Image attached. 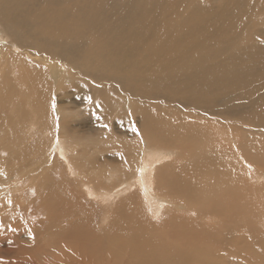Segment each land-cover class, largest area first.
Here are the masks:
<instances>
[{"label": "bare ground", "instance_id": "6f19581e", "mask_svg": "<svg viewBox=\"0 0 264 264\" xmlns=\"http://www.w3.org/2000/svg\"><path fill=\"white\" fill-rule=\"evenodd\" d=\"M254 1L0 0V31L17 40L13 45L9 44L8 48L0 45V81L9 80L13 84L12 87L19 89L24 88L27 85L26 80H29L30 92L36 86L33 92L36 105L33 103L35 109L31 112L32 118L37 120L36 114L40 113L39 108H36L37 101L48 100L46 96L52 99L61 91L64 93L62 96L65 103H70V100L76 104L87 102L94 111H107L108 114L122 116L119 123L126 125L129 134L137 137L136 146L132 149L134 155L130 151H124L129 155L125 165L116 166L118 180L112 186L110 194L102 193L98 189V178L95 174L89 178L86 176L90 173L83 169L80 159H68L66 154L63 155L67 153L66 148L62 146L59 149L68 164L66 171L70 175L81 174L85 197L92 191V202L98 207L104 206L105 217L111 216V208L125 196L122 208L126 215H129L126 218L113 222L114 224H98L99 227L85 224L84 220L77 222L84 224H72L75 227L96 229L90 233L96 239L94 245L100 250L98 252L104 253L98 264H134L133 258L138 246H147L153 252L161 254L155 257L159 258L157 261L147 260L149 264H208L211 260L213 264H247L246 259L248 264H256L251 263L254 262L252 259L256 262L260 257H264L263 247L260 249L264 236L251 231L258 214L252 211L250 206L246 212L243 207L242 212L231 203L234 200L231 197L224 199V205L221 202L222 196L212 192V186L216 188L218 184L215 182L221 183L220 179L212 178L211 181L210 175H204L209 180L208 184L211 181L210 188L208 185L194 182V178L198 179L201 171H207L208 167H212L211 171L215 170L212 172L214 176L217 175L218 168L220 170L229 164L227 159L246 161L245 156L252 161L258 160V165L252 170L259 172L264 169V136L263 140L259 137L260 141L257 139L255 142L262 143L260 147L250 146V142H254L256 135L261 132L255 131L264 128V27L256 26L254 36L252 34L250 37L247 32V35L243 32L247 20L256 22L257 18L264 15L251 8L250 4ZM254 8L260 9L259 5ZM261 34L263 37H260ZM245 40L249 45H243ZM22 83L24 87H20ZM24 89L27 90V87ZM70 91L72 95L76 94V98L71 99ZM50 102L47 103L48 106L45 105L44 112H54V122L64 130L66 124L62 122V118L69 111L64 105L57 107L51 104V109ZM161 105L171 106L177 110L176 115L179 112L184 114L188 120L199 125L193 126L200 128L201 132L210 133L213 129L234 131L237 126H243L244 143L241 141L238 144L239 149L241 146L238 151L244 155L229 152L231 149L223 150L224 152L220 150L222 153H219L216 149L220 144L213 147L210 144V136L204 140L207 141L206 146H211V149H199V144L194 141L195 137L192 138L193 134L188 138L192 143V150L189 152L182 153L176 146L170 148L169 144H175L178 148L182 140H186L188 133L181 138L174 134L175 130L172 128L170 130L173 134L167 132L166 126H162V131H159L153 125L150 118L157 114L160 117V112L164 113L162 107L163 112H159ZM129 107H133L139 114V119L131 120L133 123L136 121L138 133L132 131L134 124L127 122ZM18 116L22 119L21 115ZM38 117L42 119L36 122L30 119L27 122L31 131L36 128L37 122L44 123V119L49 118L43 114ZM161 121L160 126L165 124ZM244 123L248 124V129L244 127ZM188 127L186 130L190 128ZM151 131H159V135L164 132L166 144H160L154 134L150 137ZM201 138L203 140V137ZM233 142L237 143L236 140ZM122 157L121 155V159ZM210 163L213 166H210ZM193 170L197 172L192 173ZM252 170L245 173L249 175L250 183L254 176H258L256 172V175H250ZM186 171L189 174L181 183L183 180H179L185 177ZM180 173L184 175L181 177ZM172 174L175 175L173 185ZM90 180L96 185L94 190ZM225 180L228 181L226 178ZM233 180L235 181L234 178ZM160 181H165L164 185L161 186ZM169 184L175 185V189ZM181 185H185L188 191L184 190L185 187L182 190ZM228 186L219 185L223 190L227 187L226 192ZM262 187L264 188V185ZM179 188L185 192L183 198L177 197ZM162 189L166 191L165 195ZM169 190L174 193L170 194ZM193 193L201 198L194 199ZM213 194L218 198L213 197ZM248 197L251 198L249 195ZM196 202L203 203L200 208L205 210L202 212L209 208L215 213L221 210L226 212L229 224L223 225L224 227L219 226L221 224H204V227L197 229L190 221L187 224H176L173 220L177 217L176 213H172L171 217H166L163 221L159 220L161 224L156 221L157 214L160 211L162 213L164 208L173 211L181 208L188 212L191 206H196ZM130 214L135 217L133 222L130 220ZM145 218L151 223L145 225L155 227L151 228L153 232L145 233L140 224L134 225V230L121 231V228L141 223ZM260 218L262 219V216ZM184 225L186 226L183 227ZM175 228L176 230H173ZM110 230H117V233H109L118 238L122 236L131 248L127 250L122 246L116 247L112 242V246L117 250L113 252L107 242H99L98 236L104 237L102 231ZM259 231H262L261 226ZM211 239L215 241V250L208 245ZM146 241L152 243V246L146 245ZM110 254L117 257L116 260L111 259ZM233 254L242 262L231 259L229 256L233 257ZM201 257L203 259H200ZM26 260L31 261L29 258ZM85 263L90 264L78 262Z\"/></svg>", "mask_w": 264, "mask_h": 264}, {"label": "rangeland", "instance_id": "374dc122", "mask_svg": "<svg viewBox=\"0 0 264 264\" xmlns=\"http://www.w3.org/2000/svg\"><path fill=\"white\" fill-rule=\"evenodd\" d=\"M250 5L255 12L258 11L264 14V0H255ZM258 5L260 9L254 8ZM250 26L251 29H249ZM256 26L264 27V15L257 18L256 22L247 20L246 26L244 27L245 31L243 32L245 34L247 32L249 37L252 34V36H254V33L256 32H254V29L257 30ZM262 34L259 36L263 37ZM15 41L17 40L14 37L3 33L2 30L0 31V45L3 48H8L9 44L13 45ZM243 45H249L247 40L244 41ZM26 81L27 85L25 87H27V90L24 89L25 87L23 83L20 85V87L23 86L24 88L15 89V87H12L13 84H11L9 80L0 81V264H26V262H35L34 264H49L50 262L55 264H73L76 262L78 264L79 261H84L90 264H98V262L101 261L99 259H103L101 255H104V253L98 252L99 249H97V246L94 245L96 244V239L90 233V231L96 229H88L86 226L75 227L72 224H84L77 223L79 221L82 222L83 220L84 222L86 221L85 224H114L113 222H116L122 218H126V216L129 215H126V211L122 208V200L125 198V196L123 198L121 197L122 199L113 206L114 208H111V216L109 218L105 217L103 215L106 213L104 206L98 207V205L92 202V191L88 193L87 198L85 197L84 192L82 191L84 185H81V174L78 173L77 175H70L68 171H66V169H68V164L65 161V158H63V156L60 154L59 149L62 146L66 148L67 153L65 152L63 155L66 154L68 159L71 158L72 160V157H75V160L80 159L83 169L90 173L86 176L89 178L95 174L98 178V189L102 193L110 194L112 192V186L118 180L116 166L122 167L125 165L129 155L124 151L132 152V149L136 146L137 137L133 136V134H129L126 125L119 123L122 116L119 117L118 115H111L108 114L107 111H94V109L90 107L89 103L87 102L84 104H76L72 103V100H70V103H65L63 101L64 97L62 96L64 93L61 91L57 92L52 99H50V96H46L48 100L37 101L36 108H39L38 110L40 112L38 114L41 116L43 114L44 117L49 118H47L48 121L44 119L46 121H44V123L37 122V125H35L36 128L31 131L27 127V122L30 119H33L31 112L35 109L33 103L36 105V97L34 99L33 96L36 86H34V88H32V92H30L31 88L28 89L29 80ZM5 82L7 84H5ZM18 86L19 84L16 85V87ZM69 94L71 99L76 98V94L72 95L71 91ZM48 101H51L50 107L52 105L57 107L64 105V107H66V109L69 111L68 114L62 118V122L66 124V128L64 130H61L59 125L54 122V112H44L46 106H48ZM156 105L159 104L156 103ZM161 107L163 108L164 113L160 112L162 111ZM98 108L101 107L98 106ZM123 109L127 110L126 108ZM129 111L130 114L127 117L128 123H131V120L139 119V114L133 109V107H129ZM159 112L160 117L158 116L159 114H157L150 118L153 125L159 129V131H162V126H166L165 128H168L167 132L173 134L170 130L172 128L175 130L174 134L180 136L181 138L188 133L185 138L186 140H182V143L185 145L180 143L177 148V145L169 144L170 148H175L174 146H176V149H179V151L182 153L189 152L190 149L192 150V143L190 140H188V138H190L189 135L193 134L192 138L195 137L194 141L199 144V149H211V146L210 148L206 146L207 141L204 140V138L206 139L207 136H210L209 139L211 140L210 144H212V146L214 145L217 147L218 144H220L216 149L219 151V153H222L221 151L223 150L229 151L228 149H231L232 151L230 150L229 152H233L235 154L238 152L239 154L237 155L243 154V152H239L241 150V146L240 149L238 148V144L241 141L244 143V139H242L243 126H237L234 131H228L226 129L215 131L213 129L214 131L212 130L210 133L207 131L201 132L200 128H195V126L199 125L195 124L194 121L191 122L188 120V117L184 116L182 113L180 114V112L178 115H176L177 110L175 111V109L171 106L169 107V105H161ZM18 115H21L22 119ZM39 115L36 114L37 120L33 119L35 122L42 119L38 117ZM18 120L19 122H17ZM160 121H164L165 124L160 126ZM132 124H134L136 127V121H134V123L132 122ZM243 125L244 127L246 126L245 128H249L248 124L244 123ZM187 127L189 128L187 129L188 132L186 130ZM258 129L260 130L255 132L259 133V131H261L264 134V128ZM159 131H151L150 137L154 135L157 136L159 143L165 145L166 140H164V132H161L162 134L159 135ZM261 132L260 134L257 133L258 135H256L257 137L255 138L256 140L254 142L253 140L250 142L251 148L261 146L262 143L260 144L259 142L260 145L255 143L257 139L260 141L259 137L262 138L264 136L263 134L261 135ZM200 136L203 137V140ZM234 140L237 141L236 144L233 142ZM246 142H248V140H246ZM133 153L134 152H132V155H134ZM121 155L123 156L122 159ZM244 158L246 161H242L241 159H230L229 161V159H227L229 162V164L227 163L228 165H226L227 168L221 167L220 170L218 168V171H216L217 175L215 176L213 174L215 170L213 169V171H211L212 167H208L207 171L206 169L205 171H201L202 173H200V177L197 176L198 179H196V177L194 178V182L208 185L210 188L209 184H211L210 182L213 181V179H220L219 181H221V183L215 182V184H218L215 186L216 188L212 186V192H216L218 195L220 194V197L222 196L223 199L221 198V202L224 205H226V201L224 199L231 197L234 198L231 203L241 211L243 207L245 208V212L251 207V210L256 212L258 214L257 216L259 217H256L257 219L253 223V228L251 231L258 232L264 236V220H262L264 219V212H262V210L264 211V188L262 187V185H264V183H262L264 182V169L259 172L252 170L258 165V160L255 159V161L253 159L252 161L245 156ZM218 161L222 163L221 160ZM245 163H247L248 166ZM210 166H213V164L210 163ZM240 167H248V169L242 170ZM225 169L227 170L225 171ZM250 170L253 171H251L250 175H256V172L259 176H254V180L251 179V183L249 181V175L245 174ZM196 172L197 171L195 170L192 171V173ZM218 172L220 173L218 174ZM233 172L236 173L234 174ZM241 172L244 177L241 176ZM188 174V171H186L185 175L184 173H180L179 175L181 177L183 175L185 177H180L181 179L179 181L181 182L183 180L181 182L183 183L184 180H186ZM173 175L174 174L171 175L172 185L173 180L175 179V175L174 178ZM204 175H210L211 181L209 184L207 183L209 180H207L206 176ZM225 178L228 179V181H226ZM246 180L247 184H245ZM90 182L94 190L96 185L95 183L93 184L91 180ZM164 182L165 181H160L161 186L164 185ZM212 184H214V182ZM225 184L229 185L227 192L225 190L227 187H225L224 190L219 187V185L224 187ZM174 186H172V188L175 189ZM180 187L183 190L185 185L184 187L182 185ZM182 190L180 191L179 188L180 192L177 197L183 198L182 196H184L185 192ZM184 190L188 191L187 187H185ZM223 191L224 194H222ZM241 191L245 196L241 194ZM168 192L170 194L174 193L172 190H169ZM162 193L165 195L166 191L162 189ZM194 193L192 195L194 199L195 197L201 198L199 195ZM209 193V201L211 203ZM248 195L251 196V198L248 197ZM215 196L216 195L213 194V197ZM238 196L240 198H238ZM215 198L218 197L216 196ZM247 199L249 200L247 201ZM174 203L176 204V202ZM195 205L196 206L193 205V207L191 206V209L187 208L189 210L188 212L186 209L182 210L181 208L174 209V211L164 208L162 213L160 211V213L157 214L158 219L156 221H163L166 219V217H171L172 213H176L177 217L173 219L175 220L174 222H176V224H185V222L187 224L190 221L192 223H189L194 224V227H197V229L204 227V224H221L219 225L221 227H224L225 224H229V219L226 217V212L221 210L215 213L211 212L210 208L205 212H202L205 210V208H200L201 205L203 206V203L196 202ZM131 216L132 215L130 214V217ZM237 216H239V213H237ZM261 216L262 219L260 218ZM133 217L130 219L132 222L135 220V217ZM139 224L145 233L153 232L151 228H155L151 225H145L151 224L145 218L141 223L138 222V224H131L130 227L121 228V231L128 229L134 230V225L139 226ZM185 226L186 225L183 227ZM260 226L262 231H259ZM183 227H181L182 231H184ZM173 230H176V228ZM8 232L9 234L7 235ZM109 232L117 233V230H110L107 232L102 231L104 237L102 238L101 236H98V240L99 242L103 243L107 242V245L111 251H117L115 247L112 246V242H114L116 247L122 246L127 250L129 247L131 248V246L128 245L129 242H124V239L121 238L122 236H119L120 238H118L116 236H112L113 234H110ZM191 236H193V234H191ZM193 239L196 241V236H194ZM119 240L120 242H118ZM209 242L210 243H208V245H210V247L212 249L214 248L213 250H215V244H213L215 241L211 239ZM243 242L244 241H242V243ZM262 242L264 241L260 242V249L263 247L264 251V243ZM145 244L149 247L152 246V243L147 241ZM25 246L27 247L28 251H26L27 249ZM203 248L205 247L203 246ZM136 250L137 253H135L136 255L134 254L133 258L134 264H141L140 262L149 264L147 260L157 261L159 258L156 259V256H161L159 252H153L147 246L146 248L138 246ZM110 255H108L109 258L112 256L111 259L114 258V260H116L117 257H113V254L111 256ZM8 257L10 259H8ZM229 257L231 259L238 260V257L235 255L233 257ZM27 258L31 259V261L26 260ZM54 259H56L58 262H55ZM200 259L203 258L201 257ZM252 260L254 262L251 263H264V257H260L256 262L254 259ZM238 261L242 262L240 259ZM246 263H249L247 259ZM195 264L198 263L195 262ZM208 264H213L212 260Z\"/></svg>", "mask_w": 264, "mask_h": 264}, {"label": "snow or ice", "instance_id": "6c2138e0", "mask_svg": "<svg viewBox=\"0 0 264 264\" xmlns=\"http://www.w3.org/2000/svg\"><path fill=\"white\" fill-rule=\"evenodd\" d=\"M132 131H134V132H137V133H138V129H137L135 126H133V128H132Z\"/></svg>", "mask_w": 264, "mask_h": 264}]
</instances>
